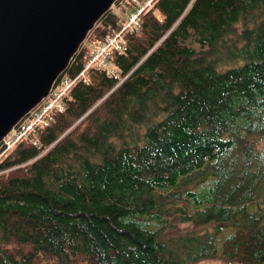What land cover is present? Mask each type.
<instances>
[{"label": "trees", "instance_id": "trees-1", "mask_svg": "<svg viewBox=\"0 0 264 264\" xmlns=\"http://www.w3.org/2000/svg\"><path fill=\"white\" fill-rule=\"evenodd\" d=\"M149 1L117 0L53 88L146 6L119 77L90 67L0 156V264H264V0Z\"/></svg>", "mask_w": 264, "mask_h": 264}, {"label": "water", "instance_id": "water-1", "mask_svg": "<svg viewBox=\"0 0 264 264\" xmlns=\"http://www.w3.org/2000/svg\"><path fill=\"white\" fill-rule=\"evenodd\" d=\"M117 0H0V143L46 98Z\"/></svg>", "mask_w": 264, "mask_h": 264}, {"label": "built area", "instance_id": "built-area-1", "mask_svg": "<svg viewBox=\"0 0 264 264\" xmlns=\"http://www.w3.org/2000/svg\"><path fill=\"white\" fill-rule=\"evenodd\" d=\"M146 6H143L140 11L137 13H133L130 17L128 23L122 28L121 31L117 32L115 29L112 30L114 36L111 34H108L104 43L95 47L93 51H91V57L88 61V65L86 68L80 73L78 77L72 80H66L64 84H58L55 88H52L49 97L44 99V101L39 105V107L42 109L41 112L34 111L29 116H27L25 119L21 120L20 127L16 128L14 132L11 135H7L8 138L7 141L4 144L5 151L11 148L15 142H17L22 137L26 136L29 131H31L36 124L47 122L45 120V115L50 113L54 108H58L62 110L64 108V105L62 103V97L63 95L69 90V88L72 86V84L80 77L85 76L84 72L87 70L88 67L94 66L95 68L105 71L109 74V76L118 78L119 77V71L110 62L111 55L113 51H111V48H116V51H124V47L122 45H125V41L123 39V32L125 29L130 28L132 31L139 30L140 23L139 19H137L139 13L145 8ZM86 79V78H85ZM120 81L119 83H121ZM35 144L39 143V139H36L34 141Z\"/></svg>", "mask_w": 264, "mask_h": 264}, {"label": "rangeland", "instance_id": "rangeland-1", "mask_svg": "<svg viewBox=\"0 0 264 264\" xmlns=\"http://www.w3.org/2000/svg\"><path fill=\"white\" fill-rule=\"evenodd\" d=\"M151 2V0L147 3V4H149ZM146 4V5H147ZM112 9L113 10H115L117 13H120V7H119V5H117L116 4V2H115V4L112 6ZM137 19H139V15H138V17H137ZM125 26V25H124ZM123 26V27H124ZM122 30V29H121ZM120 30V31H121ZM126 30V29H125ZM124 30V31H125ZM97 47V46H96ZM88 65V64H87ZM86 65V66H87ZM115 66V65H114ZM90 67H94V66H90ZM90 67H88L87 69H89ZM85 77H86V75H85ZM118 84H120V83H118ZM49 97V95L46 97V98H48ZM46 98H44V99H46ZM44 99H43V101H44ZM43 101H41L40 103H39V105L43 102ZM39 105L37 106V108L35 107L30 113H28L26 116H29L31 113H33L34 111H38L39 109H41L40 107H39ZM26 116L23 118V119H25L26 118ZM20 124H21V121H19L14 127H13V129L8 133V136L9 135H11L13 132H14V130L16 129V127L18 128V127H20ZM7 136V137H8ZM7 137H5L4 139H3V141L0 143V146H1V144L2 143H5L6 141H7ZM23 138V137H22ZM36 139H38V138H36ZM20 140V139H19ZM18 140V141H19ZM263 143V142H262ZM39 144V143H38ZM38 144H36V145H38ZM13 147V146H12ZM11 147V148H12ZM11 148H9V149H11ZM8 149V150H9ZM8 150H2L1 149V147H0V151L2 152L1 154H0V156L1 155H3L5 152H7ZM189 188H194L193 187V185H190L189 186ZM197 189H199L198 187H196ZM167 217H168V219H169V221H170V225H168L167 227L168 228H170V230L167 232V234L168 235H170V234H178V233H183V234H185V233H189L190 232V230H192V225H191V223H189V222H187V223H181L179 220H180V217L178 216V215H167ZM180 222V223H179ZM170 226V227H169ZM166 227V228H167ZM165 228V229H166ZM167 228V229H168ZM202 231V230H201ZM197 264H230V263H227V262H225V261H223V260H221V259H217V258H207V259H202V260H200ZM233 264H235V263H233Z\"/></svg>", "mask_w": 264, "mask_h": 264}, {"label": "bare ground", "instance_id": "bare-ground-1", "mask_svg": "<svg viewBox=\"0 0 264 264\" xmlns=\"http://www.w3.org/2000/svg\"><path fill=\"white\" fill-rule=\"evenodd\" d=\"M96 24H97V23H96ZM92 30H93V29H92ZM92 30H91V31H92ZM91 31H90V32H91ZM90 32H89V33H90ZM117 32H118V31H117ZM109 34H111L112 36H114L113 32H110ZM88 36H89V34H88ZM106 37H107V36H106ZM87 38H88V37H87ZM105 39H106V38H105ZM86 40H87V39H86ZM110 50L113 51V52H115V51H116V48H111ZM112 54H113V53H112ZM67 68H68V67H67ZM66 70H67V69H66ZM66 70H65V71H66ZM61 75H62V74H61ZM53 87H54V86H53ZM41 105H42V104H41ZM36 108H37V107H36ZM26 117H27V116H26ZM16 128H17V127H16Z\"/></svg>", "mask_w": 264, "mask_h": 264}]
</instances>
